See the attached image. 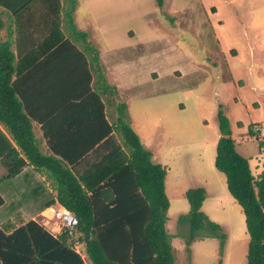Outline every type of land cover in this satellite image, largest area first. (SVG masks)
Listing matches in <instances>:
<instances>
[{"label":"rangeland","instance_id":"rangeland-1","mask_svg":"<svg viewBox=\"0 0 264 264\" xmlns=\"http://www.w3.org/2000/svg\"><path fill=\"white\" fill-rule=\"evenodd\" d=\"M78 3L79 10H88V4L89 11L94 12V21L99 26L94 42L107 54L112 72L120 82L119 101L130 105V110L135 111L132 117L142 122L152 135L162 130L159 134L164 147L163 160L168 162L165 170H168L171 213L187 204L184 190L202 187L201 184L207 189L202 211L219 225L224 240L221 248L218 238L197 241L192 264H242L247 242L244 221L236 217L235 208L238 211L239 208L228 194L221 195L218 189L209 188L208 184L218 179L209 169L222 176L210 162L215 134H219L217 105L229 112L236 152L264 159V154L258 152L261 139L249 131L252 125L264 127V89L256 85L257 79L264 77V0H163L160 6L155 0H79ZM209 6L216 11L212 12ZM190 22L195 23V32L192 27L185 29ZM136 27H144L147 32V46L142 50L130 44L132 47H127L125 43L136 41L126 35L128 29ZM216 39L220 48H234L237 54L220 52L216 45L220 57L215 64L227 70H221L220 79L212 76L209 81L204 79L205 62L201 59L211 45L214 47ZM247 47L251 48L250 52ZM152 71L157 73L156 77ZM229 71L232 81L228 79ZM252 86L261 95H256ZM234 97L244 102L236 103L232 109ZM177 102H182L184 109L177 107ZM154 116L160 117L162 125L155 124V128L149 125L147 120ZM237 120L242 122L241 126H237ZM0 192L5 202L0 216L5 221L25 217L23 209L34 201L32 190L23 183L19 186L15 182L14 187L10 179L2 178ZM49 216L50 212L44 211L37 219H50ZM239 227L243 229L241 233H237ZM187 228L184 222L177 225L184 234ZM187 257L180 256L179 262L189 264V254Z\"/></svg>","mask_w":264,"mask_h":264},{"label":"trees","instance_id":"trees-1","mask_svg":"<svg viewBox=\"0 0 264 264\" xmlns=\"http://www.w3.org/2000/svg\"><path fill=\"white\" fill-rule=\"evenodd\" d=\"M155 2L157 6L162 4V0ZM0 4L10 10L16 23L22 19L26 20L29 14L25 12L34 9L35 17L45 26V34L36 42L32 51H24L25 55L31 57L26 64L38 62L43 55L61 53L66 47L73 48L64 38L60 22L86 44L85 33L77 31L72 24L71 13L75 0H63L62 5L59 0H0ZM17 25L19 26V23ZM18 33L20 38L25 36L22 30H18ZM91 50L92 60L96 63V52L92 48ZM98 76L101 81L100 72ZM6 102L9 106H14H8L11 113L5 122L16 148L1 136L4 156L0 163L5 169L2 178L15 176L27 164L34 168L48 167L49 177L56 184L57 202L73 212L77 219L78 239L90 264H174L169 235L164 229L168 207L163 190L165 169L150 160L151 153L142 147L137 135L128 126L123 103L116 107L115 127L122 145H113L107 153L89 165L77 181L69 175H62L65 172L57 169L58 163L37 150L29 121L18 109L13 98ZM216 121L219 137L215 143L213 165L224 175L227 191L240 206L243 214L247 234L244 264H264V161L262 170L257 178H254L246 159L234 148L228 120L219 107L216 111ZM259 145L264 152V139ZM49 160L54 161L56 168L47 166L46 161ZM126 174L130 178L129 186L137 190L136 202H131L130 208L124 207L115 211L109 209L111 212L107 217H103L102 221L95 220L93 201L87 197L86 192L97 194L100 188L105 186L109 189L104 192L114 193L115 200H118L117 205L119 202L123 205L125 193L122 191L119 197L115 183L119 177ZM184 198L188 211L178 215L176 225L184 222L188 227L183 236L186 257L194 238H218L221 248L224 235L220 232L219 225L208 220L200 211L204 189L188 188L184 191ZM50 205L51 203L47 204L45 208ZM0 264L84 263L79 254L71 248L70 237L64 230L52 236L39 223L27 220L13 227L10 232L0 228Z\"/></svg>","mask_w":264,"mask_h":264},{"label":"crops","instance_id":"crops-1","mask_svg":"<svg viewBox=\"0 0 264 264\" xmlns=\"http://www.w3.org/2000/svg\"><path fill=\"white\" fill-rule=\"evenodd\" d=\"M59 2L60 5L63 4V0H59ZM78 2L79 0H75L74 9L71 13V20L77 31L85 33L86 44L71 34L64 23L60 22V30L64 38L73 45V48L66 47L60 51L61 53L43 55L39 58L38 62L30 64L26 63L30 61L31 57L25 55L24 51L26 50V53L32 51L36 42L45 34V26L38 17H35L36 11L34 9L26 11L25 13L29 14L26 16V20L22 19L17 22L19 26H16L17 23L14 22V17L10 10L0 4V159L4 156V145L1 136L7 139L11 145L16 148L5 122L11 113L9 107L14 108V106H9L6 101L13 98L16 101L18 109L30 123L32 138L37 150L42 155L56 161L58 163L57 169L65 172L62 175H69L78 181L79 176L83 174L84 170L87 169L89 165L96 162L102 155L107 153L113 145H122L120 135L115 127L117 117L116 107L118 104L123 103L125 105V115L128 126L137 135L142 147L151 153L150 160L160 164L165 169L168 162L163 160L164 147L163 141L161 140L162 136L159 134L162 130L160 129L152 135L150 131L145 130V126L142 122L137 121L136 117H132L135 111L132 109L130 110V105L127 102L124 103L119 101L122 97L119 90L120 82L117 80V76L112 72V64L110 61H107V54H103L101 49L98 48L94 42L96 28H99L94 21V12L93 10L91 12L89 11L88 4L86 5L88 10H79ZM209 9H211L212 12L216 11L215 7L212 8L209 6ZM204 24L202 25L204 26ZM191 27L195 28V32L196 25L194 22L185 25L186 30H189ZM18 30L24 31L25 36L20 38ZM126 35H128L129 39L136 40L134 42H125L127 47H132L128 46L130 44L142 50L147 46L148 36L144 27L128 29ZM216 45L220 52L227 50L235 55L237 54L234 48H220L218 40L216 39L214 47L212 48L211 45L208 49V54L201 59V62H205L203 68L206 69L207 72L203 74L204 79L209 78V81L212 76L215 79H220V73L227 70L221 64H215L216 58L220 57V54H217L215 51L217 50ZM91 48L96 52V63L92 60L93 51ZM247 49L250 52L251 48L247 47ZM194 65L199 67L198 64ZM222 69L223 71H221ZM99 72L102 75L101 81L98 76ZM151 74L155 77L157 75L155 71H152ZM228 79L232 81L230 71L228 73ZM239 84L242 83L239 82ZM256 85H260L264 89V77L262 79H257ZM187 88L188 87H186V89ZM253 92L256 95H261L255 87H253ZM156 94L161 95L162 92ZM116 95H119V97ZM194 99L195 97H193V100ZM253 99L255 98L251 100ZM243 102L244 101L239 97H234L233 102H231L232 109L236 108V103L243 104ZM252 103L258 105L257 102L252 101ZM244 105L246 106V104ZM177 107L184 109L185 105L182 102H177ZM218 107L220 108L219 105H217V109ZM222 112L228 120L230 137L234 141L233 126L229 119V112L228 110H223ZM147 121L149 125H152L154 128L155 124L160 123L162 125L159 116H154V118H150ZM236 124L237 126H241L242 122L237 120ZM203 130L204 127L202 128V131ZM218 137L219 134H215L216 140ZM258 152L264 154L261 148H258ZM214 154L215 150L212 154L213 157L211 156L210 158L212 165ZM239 155L246 159L251 175L257 178L263 168L262 164L264 159L261 160V158L256 155H245L240 153ZM54 161H46L48 164L47 166L56 168ZM198 168H200V165ZM209 170L211 175L217 174L215 176H218V179L214 178L213 182L208 184L209 188H216L221 195L228 194L230 196L226 188L224 175L221 172L222 176L215 173L212 168ZM102 172L98 176H100ZM49 173L50 170L48 167L34 168L32 165L27 164L18 174L7 178L11 180L14 187L15 182H17L19 186L23 183V186L29 191L32 190L33 194L31 196L34 201L26 204V208L23 209L25 217H21L22 219H7L5 221L3 217L0 216L1 229L10 232L13 227H17L27 220H34L42 225L52 236L59 234V226L54 222L47 221L51 219L50 216L53 209L64 208L57 202L56 184L49 177ZM167 173L168 170H165L163 177V190L168 200L164 229L169 235V245L174 258V264H186L185 262H179V257L186 255L183 241V236L185 234L184 231L177 229L176 218L178 215L185 214L188 211V204L182 205V208L171 213L173 209L168 194L167 185L169 179ZM4 174L5 169L0 163V179H2ZM129 181V175L126 174L125 176L119 177L115 183V186L119 190V197H121L122 191L125 193V202L123 205L120 202L117 205L118 200H115L114 193L104 192L109 189L105 186H102L100 192L97 194H92L89 191L86 192L87 197L93 201L92 210L95 220L102 221L111 210H120L124 207L130 208L132 206L131 202H136L137 190L129 186ZM201 185L204 189V198L200 205V211L208 220L212 221V218L202 211L207 189L206 187L204 188V184ZM184 191L182 192L183 196ZM0 196L2 198L0 208H2L5 202L1 192ZM232 200L234 203L235 201L233 198ZM49 203H51V205L45 208ZM237 206L240 213L236 207L235 215L242 220L243 214L240 206L238 204ZM44 211L50 212V216L48 217L50 219L44 218V220L46 219L44 221L40 218V221H38L37 217H41ZM179 211L182 213H179ZM169 214H172V217H170ZM242 230L243 229L239 227L237 233H241ZM242 236L244 237L243 234ZM207 238L209 237L194 238L190 243L189 264H192L191 256L196 242ZM246 246L247 242L242 256V264L245 263L244 255L246 253ZM78 249L80 252H75L79 254L84 264H88L87 261L89 262V260L84 254L83 245L80 244Z\"/></svg>","mask_w":264,"mask_h":264},{"label":"built area","instance_id":"built-area-1","mask_svg":"<svg viewBox=\"0 0 264 264\" xmlns=\"http://www.w3.org/2000/svg\"><path fill=\"white\" fill-rule=\"evenodd\" d=\"M252 134H255L259 139H264V128L259 125H252L249 129ZM50 218L59 226V230H64L70 237L71 248L78 252L80 241L76 231L77 219L73 212L65 208H57L51 211Z\"/></svg>","mask_w":264,"mask_h":264}]
</instances>
